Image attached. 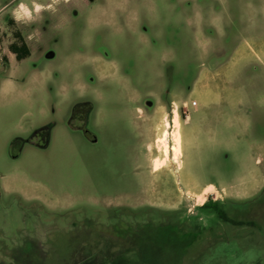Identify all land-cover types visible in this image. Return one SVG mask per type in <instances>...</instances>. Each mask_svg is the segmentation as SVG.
<instances>
[{
  "label": "rangeland",
  "instance_id": "374dc122",
  "mask_svg": "<svg viewBox=\"0 0 264 264\" xmlns=\"http://www.w3.org/2000/svg\"><path fill=\"white\" fill-rule=\"evenodd\" d=\"M0 57V264H264V0H0Z\"/></svg>",
  "mask_w": 264,
  "mask_h": 264
},
{
  "label": "trees",
  "instance_id": "16d2710c",
  "mask_svg": "<svg viewBox=\"0 0 264 264\" xmlns=\"http://www.w3.org/2000/svg\"><path fill=\"white\" fill-rule=\"evenodd\" d=\"M18 40L20 41V47H22L24 49V52L21 51L18 55V58H22L28 54V49H27L25 42L22 40L21 37H18ZM14 46H15L14 43L10 44V48L14 49ZM200 207L210 208L212 213H214L218 218H221L223 220L228 219L225 215V211L223 210L222 206L220 205L219 201H217V200L211 201L210 199H207L203 204L200 205ZM175 226H176V224H175ZM176 229H177V227H176Z\"/></svg>",
  "mask_w": 264,
  "mask_h": 264
},
{
  "label": "flooded vegetation",
  "instance_id": "af4514ba",
  "mask_svg": "<svg viewBox=\"0 0 264 264\" xmlns=\"http://www.w3.org/2000/svg\"><path fill=\"white\" fill-rule=\"evenodd\" d=\"M12 35H13V39H12V41H10L7 44V49L11 53V55L13 56L14 61L15 62H18V61L22 60L23 58L29 56L30 55V50H29L28 45L24 41V39H23V37H22V35L20 34L19 31L14 30L12 32ZM18 37H21L22 38V40L25 42V44L27 46V49H28V54L26 56L22 57V58H18L19 53L21 51L24 52V49L22 47H20V41L19 42L16 41L18 39ZM13 43L15 44L14 49L10 48V44H13ZM82 130H83V132H84V134H85V136L87 138H89L91 140H94L95 139L94 135L87 129V127L85 125L82 126Z\"/></svg>",
  "mask_w": 264,
  "mask_h": 264
},
{
  "label": "crops",
  "instance_id": "0c3cea01",
  "mask_svg": "<svg viewBox=\"0 0 264 264\" xmlns=\"http://www.w3.org/2000/svg\"><path fill=\"white\" fill-rule=\"evenodd\" d=\"M240 49H235L234 50V52H233V55H237V54H240ZM232 55L230 56V57H228L226 60L227 61H223L222 62V64H220V67H221V69H222V71H223V74H224V82H227V71H228V69H229V67H230V65L229 64H232ZM194 105H196V101H195V104ZM189 118V117H188Z\"/></svg>",
  "mask_w": 264,
  "mask_h": 264
},
{
  "label": "bare ground",
  "instance_id": "6f19581e",
  "mask_svg": "<svg viewBox=\"0 0 264 264\" xmlns=\"http://www.w3.org/2000/svg\"><path fill=\"white\" fill-rule=\"evenodd\" d=\"M174 120H175V119H174ZM174 120H173V121H174ZM167 147H168V146H167ZM164 148H165L164 151H165V153H166L167 148H166L165 146H164ZM172 149H173V147H172ZM175 149H176V148H175ZM176 151H177V149H176ZM174 153H175V152H174ZM154 168H155V167H154Z\"/></svg>",
  "mask_w": 264,
  "mask_h": 264
},
{
  "label": "clouds",
  "instance_id": "9594fccd",
  "mask_svg": "<svg viewBox=\"0 0 264 264\" xmlns=\"http://www.w3.org/2000/svg\"><path fill=\"white\" fill-rule=\"evenodd\" d=\"M20 7H21V8H23L24 6H23V5H21ZM19 18H20V17L18 16V17H17V19H19Z\"/></svg>",
  "mask_w": 264,
  "mask_h": 264
},
{
  "label": "built area",
  "instance_id": "2783aa9c",
  "mask_svg": "<svg viewBox=\"0 0 264 264\" xmlns=\"http://www.w3.org/2000/svg\"><path fill=\"white\" fill-rule=\"evenodd\" d=\"M191 103L194 105L195 104V101H192Z\"/></svg>",
  "mask_w": 264,
  "mask_h": 264
}]
</instances>
